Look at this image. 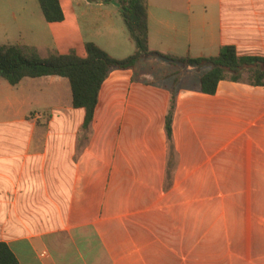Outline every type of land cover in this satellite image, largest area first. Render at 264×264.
Masks as SVG:
<instances>
[{
  "label": "crops",
  "instance_id": "crops-1",
  "mask_svg": "<svg viewBox=\"0 0 264 264\" xmlns=\"http://www.w3.org/2000/svg\"><path fill=\"white\" fill-rule=\"evenodd\" d=\"M60 1L65 19L51 23L38 0H0V44L84 58L90 40L81 17L94 27L107 16L109 31L120 15L115 2ZM159 1L168 6L154 12L149 3L151 50L189 56L194 31L201 56H214L224 45H235L239 55L264 56V0H187L199 2L202 12H178L182 0ZM109 45L125 52L109 53L116 58L133 50L128 42ZM152 57L110 73L91 140L77 157L72 130L81 127L78 110L84 109L73 107L69 81L46 76L20 83L18 113L0 131V241L19 264H264V86L221 81L210 95L199 81L184 87L196 68L175 85L173 65L162 75L172 83L156 84L152 74L137 73ZM173 92L176 164L169 183L165 124ZM12 100L0 111H9L16 96ZM44 104L53 115L47 135L36 137L42 115L28 116ZM209 197L221 210L214 217ZM227 207H246L247 216L225 215Z\"/></svg>",
  "mask_w": 264,
  "mask_h": 264
},
{
  "label": "trees",
  "instance_id": "trees-1",
  "mask_svg": "<svg viewBox=\"0 0 264 264\" xmlns=\"http://www.w3.org/2000/svg\"><path fill=\"white\" fill-rule=\"evenodd\" d=\"M48 22H62L65 19L60 0H38ZM119 6L130 39L136 50L125 58H116L93 41L85 43L87 56L82 58L75 51L61 54L52 51L42 56L38 49L28 45L0 44V79L12 86L19 85L25 78L57 76L69 81L72 91V105L84 109L85 117L77 137V155L88 146L93 132L95 112L104 82L113 70L133 69L141 60L155 56L166 60L177 68L175 85L180 75L188 68L207 70L202 74L200 90L215 95L221 81L264 86V56L239 55L235 45H224L216 56H178L149 47V2L148 0H103ZM176 108V93L171 96L166 115V134L169 146L167 180L172 179V168L176 164L173 118ZM0 264H19L10 246L0 241Z\"/></svg>",
  "mask_w": 264,
  "mask_h": 264
},
{
  "label": "rangeland",
  "instance_id": "rangeland-1",
  "mask_svg": "<svg viewBox=\"0 0 264 264\" xmlns=\"http://www.w3.org/2000/svg\"><path fill=\"white\" fill-rule=\"evenodd\" d=\"M148 2L151 4L152 9L154 12H165V10L162 9L163 6H166V2L164 1H159V0H148ZM169 4V2H168ZM162 6V7H160ZM168 6V5H167ZM177 10L178 12H202L204 9L202 5H200L199 2H194V1H187V0H182L181 2H177ZM96 9H101L98 6H94ZM112 8V7H110ZM79 12H84L85 8L82 6L78 7ZM103 10L107 12V5L103 7ZM99 11V10H98ZM167 12V11H166ZM193 18L192 13L191 14H186L185 16V21L186 25L187 23ZM82 24H83V29L85 31V34L88 37V40L94 41L97 43L101 48H103L105 51H108V53L112 52L115 55H125V52L123 50L117 51V50H112L111 45H109L110 42L115 41L117 44L121 42H128L130 44L131 48L133 47L132 52L127 54L131 55L134 53L135 49V43L130 40L128 31L126 29V26L124 24V21L121 17V15H114L112 19V26H110V30H107V16L104 18H99L96 19V25L94 27H91V24L89 23V20L87 17H81ZM110 32V33H109ZM186 35L189 37V28L186 26ZM199 42L195 36V33L193 31V40H192V49H191V42L188 41L187 43V49L189 50V56L197 58V57H202L201 56V48L197 45ZM196 46V47H195ZM111 54V53H110ZM219 52H215V55H218ZM112 55V54H111ZM172 65L167 62L166 60H163L158 57H152L150 60H144L137 69L138 74H148V75H153L154 78V83L160 84V83H172V79L168 78H163L162 75L166 73L167 71H171ZM206 67L202 68H196L194 71L189 73L186 76L184 87H194L197 85L198 81L200 83V76L204 71H206ZM29 80V79H27ZM67 80V79H66ZM68 82V80H67ZM24 84V83H23ZM17 85V86H12L8 82H6L3 79H0V85L4 87H0V104H6V102L10 99L12 100L13 98L15 100V104L11 105L9 111L7 110H1L0 111V131H6L5 126L3 124L5 123L4 121L13 119L15 117L16 113H18V105H19V100L21 96L23 95V88L25 85ZM26 84V83H25ZM68 88H70V84L68 83ZM49 91L52 90V88H48ZM47 91V89H45ZM15 94V96H13ZM64 94V93H63ZM67 96V94H66ZM70 97L72 100V92L70 91ZM66 99V98H65ZM14 101V100H12ZM33 111L31 114H29L28 119H35L36 118V113H39L42 115L41 118L37 119V125L38 128L35 127V136L36 137H43L47 135V128H48V123L51 120L52 113L50 112V108L48 107V104L41 105L40 107H33ZM78 114L81 115V118L79 119L81 122L83 121V114L84 110H78ZM9 116V117H8ZM70 120V119H69ZM75 127V126H74ZM81 128V127H80ZM80 128L77 130H72L75 133V139H77ZM67 135H65L66 137ZM66 185H70L69 179L66 180L65 182ZM226 195V194H225ZM231 195V194H229ZM235 196V194H234ZM231 199V197H230ZM215 202L212 201V198L209 197V205L207 208V212L209 213V217H214L216 216L215 214L221 212L219 209H215ZM223 212H225V215L228 216H233L235 214H238L240 216H247V208H241V209H232L231 207H227L225 209H222ZM239 212V213H238ZM235 226V225H234ZM245 228V225H242ZM226 227H232L231 224L227 225ZM242 231V227H240Z\"/></svg>",
  "mask_w": 264,
  "mask_h": 264
}]
</instances>
